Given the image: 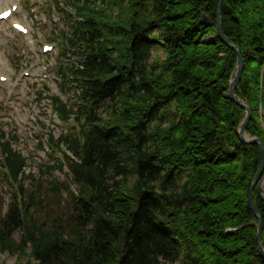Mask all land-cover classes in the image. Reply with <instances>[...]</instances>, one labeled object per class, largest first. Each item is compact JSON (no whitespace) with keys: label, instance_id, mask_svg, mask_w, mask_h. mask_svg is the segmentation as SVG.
<instances>
[{"label":"trees","instance_id":"obj_1","mask_svg":"<svg viewBox=\"0 0 264 264\" xmlns=\"http://www.w3.org/2000/svg\"><path fill=\"white\" fill-rule=\"evenodd\" d=\"M62 1L75 12L62 53L74 46L78 58L59 73L74 100L52 105L73 131L50 145L76 189L27 174L15 132L1 128L12 189L7 201L0 192V253L23 264H264L248 206L259 149L240 140L245 111L226 95L236 54L217 35L218 0ZM221 28L241 55L245 133L264 145V0H222ZM253 201L264 247L257 185Z\"/></svg>","mask_w":264,"mask_h":264},{"label":"rangeland","instance_id":"obj_2","mask_svg":"<svg viewBox=\"0 0 264 264\" xmlns=\"http://www.w3.org/2000/svg\"><path fill=\"white\" fill-rule=\"evenodd\" d=\"M58 1V7L47 11L49 5ZM16 3L18 8L11 19L29 23L31 32L23 36L15 31L9 20L0 21V62L1 73L9 75V81H0V129L5 132H15L17 141L14 147L22 152L26 158L25 172L32 177L56 178L58 181L67 180L71 189L75 185L69 181L66 165L61 162V153L50 145V136L57 138L61 133L73 131V116L65 122L57 115L50 96L57 95L67 106L74 100V87L68 88L57 78L58 68L64 69L77 59L75 47L67 49L61 55V44L55 36L57 30L66 29L71 22L74 11L64 6L59 0H0V8ZM71 16L70 18L68 16ZM53 19L56 21L53 22ZM31 39L32 45L25 39ZM53 43L54 47L48 51L41 50L42 43ZM27 71L29 74L22 76ZM104 115V111L98 110ZM61 147L66 148L61 143ZM31 176H27V187ZM264 187V182L261 183ZM12 189L8 183L0 179V192L8 200ZM11 192V191H10ZM5 209V205H4ZM20 232H16L19 236ZM25 257L0 253L3 264H23ZM171 264H180L178 261Z\"/></svg>","mask_w":264,"mask_h":264},{"label":"water","instance_id":"obj_3","mask_svg":"<svg viewBox=\"0 0 264 264\" xmlns=\"http://www.w3.org/2000/svg\"><path fill=\"white\" fill-rule=\"evenodd\" d=\"M221 4L222 0L217 1V7H216V29H217V35L219 39L225 43L227 46H229L232 50L235 51L236 54V63H235V70L232 78L229 80V86H228V92L227 97H229L233 102L238 104L242 109H244L245 113L242 119L240 120L238 126H237V133L239 135L240 140L243 143H255L258 146L259 149V164L256 174L254 175L249 190H248V206L250 211L254 214V216L257 219V226H256V243L257 248L259 251V255L264 259V247L261 244V233L263 228V222L262 217L260 215V212L258 210V207L255 205L253 201V190L254 187L257 185L259 188L263 198H264V187L261 186V183L264 182V145L261 142L260 138L254 135H246L245 128L250 120L251 117V109L249 105L243 101L240 100L235 96L234 89L237 85V83L240 80L241 77V71H242V60L241 55L238 46L230 40L222 31L221 28ZM203 20L206 21L207 17L203 15Z\"/></svg>","mask_w":264,"mask_h":264},{"label":"bare ground","instance_id":"obj_4","mask_svg":"<svg viewBox=\"0 0 264 264\" xmlns=\"http://www.w3.org/2000/svg\"><path fill=\"white\" fill-rule=\"evenodd\" d=\"M7 6H5V7H3V8H0V11L2 10V9H4V8H6ZM1 63V62H0ZM2 66V65H1ZM3 67H1L0 69H2Z\"/></svg>","mask_w":264,"mask_h":264},{"label":"snow or ice","instance_id":"obj_5","mask_svg":"<svg viewBox=\"0 0 264 264\" xmlns=\"http://www.w3.org/2000/svg\"><path fill=\"white\" fill-rule=\"evenodd\" d=\"M5 15H6V13H5Z\"/></svg>","mask_w":264,"mask_h":264}]
</instances>
